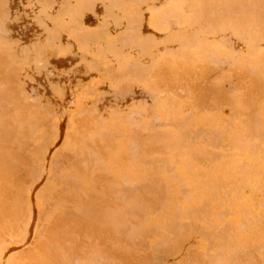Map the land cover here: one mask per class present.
I'll return each instance as SVG.
<instances>
[{"label":"bare ground","instance_id":"bare-ground-1","mask_svg":"<svg viewBox=\"0 0 264 264\" xmlns=\"http://www.w3.org/2000/svg\"><path fill=\"white\" fill-rule=\"evenodd\" d=\"M20 4L0 264H264V0Z\"/></svg>","mask_w":264,"mask_h":264},{"label":"rangeland","instance_id":"rangeland-1","mask_svg":"<svg viewBox=\"0 0 264 264\" xmlns=\"http://www.w3.org/2000/svg\"><path fill=\"white\" fill-rule=\"evenodd\" d=\"M3 1H5V0H3ZM10 1H11V4H9ZM19 1H20V2H18L17 0H9V2L6 1V2L4 3V2H2V0H1V2H2L1 4H3V3H4L3 5L7 4V6H9V9H8V10H11L10 13H9L8 10H6V9L3 10V7H4V6H3V7H2V5L0 6V7H2V8H0V9H2V10L0 11V12H1V13H0L1 16L3 15L2 13L6 11V12H8V13L10 14V17H12V18H10L9 16H7V19H8L9 21H7V20L5 21V22H6L5 24L8 25V26H7L8 29L10 28V25H11V23H10V25H9L8 22H10V19H11V20H12V19L14 20V17H15V16H14L13 14H15V13L17 14V11H19V13H22V9L20 8V7H21V4H20V3H22L23 0H19ZM7 2H8V3H7ZM19 4H20V6H19ZM18 6H19V7H18ZM5 8H6V6H5ZM7 8H8V7H7ZM17 8H20V9L17 10ZM16 10H17V11H16ZM2 11H3V12H2ZM15 11H16V12H15ZM6 12H5V14H8V13H6ZM23 12H25V11H23ZM9 14H8V15H9ZM16 14H15V15H16ZM25 14H27V12L24 13V15H25ZM29 14H30V13H29ZM24 15H22V16H21L20 14H19V15H16V16H17L16 19L19 20V18H21V20H19L18 22H17L16 19H15L13 22L11 21L12 24H13V27L11 28V30H12V31L14 30V32L16 33V35H14L13 32H11V33H12V35L16 36L17 40H21V35H22L23 32L25 31V30H22V29H21V31H20V29H18V28H23L24 25H25L24 29L28 26V27L26 28V30H28L26 33H29V32L31 31V29H29L30 26L27 24V22H26V24H25V23H24L25 21H23V20H24V17H25ZM27 15H28V14H27ZM27 15H26V17L30 16L29 19H30V18H33V15H32V16H31V15H28V16H27ZM4 16H5V17H4ZM13 16H14V17H13ZM19 16H20V17H19ZM3 17H4V19H6V15H3ZM1 19H2V18L0 17V20H1ZM4 19H3V21H4ZM25 19H27V18H25ZM29 19H27L26 21H28ZM22 21H23V23H24L23 25H22ZM15 22H16V23H15ZM14 23H15L16 25H15ZM20 25L23 26V27H20ZM11 26H12V25H11ZM14 26H18V28H17V27H14ZM16 28H17V29H16ZM9 30H10V29H9ZM16 30H17V31L19 30L20 33H18L19 31L17 32ZM88 32H89V31H88ZM90 32H91V33H90ZM90 32H89V33H90L89 35H91L92 37L95 36V32H94V31L92 32V30H91ZM18 35H19V36H18ZM26 245H27V244H25V245L22 247V248L25 249V250L28 249L27 247H30V246H29L30 244H28L27 247H25ZM24 247H25V248H24Z\"/></svg>","mask_w":264,"mask_h":264}]
</instances>
